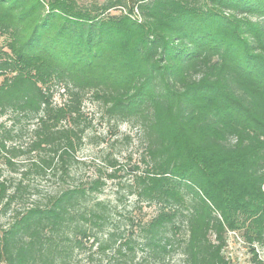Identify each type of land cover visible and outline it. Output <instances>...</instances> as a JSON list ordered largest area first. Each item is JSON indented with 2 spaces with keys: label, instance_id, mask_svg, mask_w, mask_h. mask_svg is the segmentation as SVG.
Here are the masks:
<instances>
[{
  "label": "trees",
  "instance_id": "1",
  "mask_svg": "<svg viewBox=\"0 0 264 264\" xmlns=\"http://www.w3.org/2000/svg\"><path fill=\"white\" fill-rule=\"evenodd\" d=\"M0 38V264H263L264 0H0ZM86 97L124 181L110 146L78 178Z\"/></svg>",
  "mask_w": 264,
  "mask_h": 264
},
{
  "label": "rangeland",
  "instance_id": "2",
  "mask_svg": "<svg viewBox=\"0 0 264 264\" xmlns=\"http://www.w3.org/2000/svg\"><path fill=\"white\" fill-rule=\"evenodd\" d=\"M84 2L102 1V0H83ZM2 38H0V43ZM61 93V92H60ZM61 98L56 95L55 101L58 103ZM84 111L89 117L93 119V126L90 130V142L86 143L76 154L77 158L84 165H79L77 172L78 178L82 181L87 179L92 171L100 163L101 150L108 149L116 158L120 165H123L125 169L120 172V180L124 181L130 174H128L129 167L138 159L135 154L139 149L137 146V138L135 132H133L127 125H121L118 128H111L104 121L101 120L100 108L98 104L92 101L89 97L84 100ZM128 136L130 139L125 140L124 137ZM105 141L101 143V141ZM115 142V143H114ZM117 142V143H116ZM114 144L113 147L111 145ZM131 157V158H129ZM118 183L117 180H111L107 182V189L100 197L102 199L114 200L116 197L115 186ZM50 187L47 181L38 182V188L40 191H44ZM124 194L120 193L119 196ZM132 198H126L122 196V204L118 205L119 211L125 207V212L129 211L130 202ZM153 210L150 208H143L141 215H151ZM259 261L264 264V244L263 245H251ZM225 257L229 260L230 264H256L254 262L253 254L251 253L248 244L244 241L243 237L238 232H228L226 235V247L224 250Z\"/></svg>",
  "mask_w": 264,
  "mask_h": 264
}]
</instances>
